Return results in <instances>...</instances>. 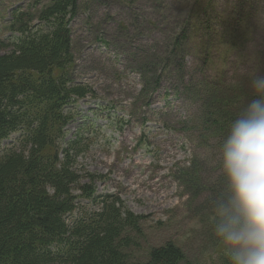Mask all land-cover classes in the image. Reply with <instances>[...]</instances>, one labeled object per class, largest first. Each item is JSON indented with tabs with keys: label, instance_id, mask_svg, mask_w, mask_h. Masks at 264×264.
Masks as SVG:
<instances>
[{
	"label": "trees",
	"instance_id": "trees-1",
	"mask_svg": "<svg viewBox=\"0 0 264 264\" xmlns=\"http://www.w3.org/2000/svg\"><path fill=\"white\" fill-rule=\"evenodd\" d=\"M154 1L152 8H160L162 1ZM168 1L180 11L172 22L179 30L164 57H134L140 55L138 46L129 49L135 29L141 32L155 26L153 18L134 12L132 26L120 19L115 48L133 59L130 64L139 78L135 98L143 107L151 108L162 96L167 109H161L173 115L176 110L168 97L172 90L173 98L182 93L188 107L186 118L181 119L182 133L190 141L212 142L219 149L230 122L252 98L250 88L241 82L222 88L216 79L206 77L184 84L176 75V87L171 90L161 87V80L168 76L166 71L177 74L187 68L193 43L203 68L208 69L215 57L239 49L242 55L237 59L243 61L251 37L241 24L259 12L253 8L259 0H234L220 8L217 0ZM82 2L48 0L37 13L34 31L19 27L8 43L12 50L0 54V264H190L172 240L151 246L141 256L135 254L146 216L134 214L118 196L97 194L95 182L100 176L77 169V158L86 150L82 140L95 129L93 121L83 119L73 137L66 138L67 126L75 115L80 116L75 104L94 94L76 84L72 75L69 24L83 10ZM92 111L100 114L106 107ZM198 172L185 174V183L193 185L191 189L206 190L201 206L213 210L224 192L219 190L224 184L221 170L213 183L199 182ZM83 202L93 210L81 208ZM199 221L211 234L213 216ZM220 260L227 264L226 256Z\"/></svg>",
	"mask_w": 264,
	"mask_h": 264
},
{
	"label": "rangeland",
	"instance_id": "rangeland-1",
	"mask_svg": "<svg viewBox=\"0 0 264 264\" xmlns=\"http://www.w3.org/2000/svg\"><path fill=\"white\" fill-rule=\"evenodd\" d=\"M161 1L160 8L153 9L154 0H134L132 5L124 0H83V10L69 24L74 57L72 75L76 84L89 87L94 94L75 104L80 116L75 115L67 126L66 138L73 137L83 119L95 123L91 136L82 140L86 150L77 158V169L100 176L95 182L97 194L118 196L134 214L146 216L139 249L133 250L135 254L141 256L151 246L172 240L184 250L190 264H220L224 250L213 230L207 235L199 221L202 216H213L212 210L201 206L208 193L200 186L198 190L191 189L193 185L184 180L185 174L199 170V182L213 183L220 171L216 156L219 149L212 142L190 141L182 133L181 119L186 118L188 107L182 93L173 98V81L181 75L184 84L206 77L216 79L222 88L238 82L249 87L253 76L264 75V1L259 0L253 6L259 12L241 24L251 37L243 61L237 59L242 55L239 49L215 57L208 69L203 68L195 54L197 44L193 43L186 57L187 68L184 66V71L177 74L174 70L164 73L168 76H163L161 87L172 90L168 98L172 110H176L170 116L161 109H167L162 96L154 100L151 108L136 100L139 78L130 64L133 59H127L123 50L115 48L120 19L127 22V27L132 26L134 12L155 20L154 27L146 26L141 32L135 29L139 39L132 34L129 49L133 51V46H138L140 53L134 57L157 59L168 53L169 41L179 30L172 22L180 11L172 2ZM231 1L234 0H217L218 7ZM47 2L0 0V54L12 50L8 43L19 27L34 31L37 13ZM103 106L106 111L93 114V109L99 111ZM219 190L224 191V184ZM80 207L93 210L85 202Z\"/></svg>",
	"mask_w": 264,
	"mask_h": 264
},
{
	"label": "clouds",
	"instance_id": "clouds-1",
	"mask_svg": "<svg viewBox=\"0 0 264 264\" xmlns=\"http://www.w3.org/2000/svg\"><path fill=\"white\" fill-rule=\"evenodd\" d=\"M252 98L230 122L219 145L224 192L212 230L227 264H264V75L250 79Z\"/></svg>",
	"mask_w": 264,
	"mask_h": 264
},
{
	"label": "bare ground",
	"instance_id": "bare-ground-1",
	"mask_svg": "<svg viewBox=\"0 0 264 264\" xmlns=\"http://www.w3.org/2000/svg\"><path fill=\"white\" fill-rule=\"evenodd\" d=\"M199 4V3H198ZM66 9V8H65ZM73 13V12H72ZM199 13V11H198ZM56 19V18H55ZM244 23V22H243ZM37 26V25H36ZM184 53V52H183ZM68 61V60H67ZM219 194V193H218ZM22 217V216H21ZM7 220V219H6ZM21 222V221H20ZM9 230V229H8ZM30 232V231H29ZM12 234V233H11ZM30 235V234H29ZM35 236V235H34ZM21 240V239H20ZM123 241V240H122ZM125 244V243H124ZM24 248V247H23ZM98 254V253H97ZM30 256V255H29ZM37 261V260H36ZM61 264V263H60Z\"/></svg>",
	"mask_w": 264,
	"mask_h": 264
}]
</instances>
